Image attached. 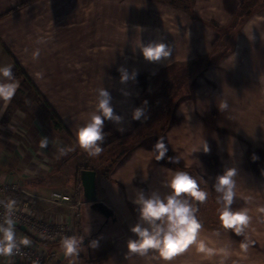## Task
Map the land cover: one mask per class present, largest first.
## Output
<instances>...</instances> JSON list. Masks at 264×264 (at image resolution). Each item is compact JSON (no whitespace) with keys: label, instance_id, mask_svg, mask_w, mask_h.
Returning a JSON list of instances; mask_svg holds the SVG:
<instances>
[{"label":"crops","instance_id":"crops-1","mask_svg":"<svg viewBox=\"0 0 264 264\" xmlns=\"http://www.w3.org/2000/svg\"><path fill=\"white\" fill-rule=\"evenodd\" d=\"M198 1L200 2L196 6L201 7L203 1L206 7L217 9L218 16L220 9L226 7L224 0ZM190 8L192 7L182 10L181 6L170 0H0V65H11L14 71L18 64L31 81L24 78L15 79L19 83L16 93L8 101L0 100V182L18 181L22 191L20 193L31 198L29 202L38 219L44 222L68 223L73 230L71 235L82 238V244L86 239H90L92 233L99 230V224L90 226L82 223L87 207L84 201L79 209H71L67 205L59 207L47 202L54 191L72 195L77 200L78 189L81 186L80 171L83 169L80 168L82 165H71L73 158L60 161V150L55 147L57 136L51 137L46 133L45 110L47 109L51 115L52 113L45 102L63 121V116L56 105L62 102L60 97L64 95L60 90L59 79L56 81L58 82L56 91L52 94L46 91L41 79L42 73H57L63 61L74 66L79 63L82 66L79 71L84 73L85 78L89 76L88 73H92L94 64L95 70L119 73L118 69L121 67L128 69L130 65L139 64L142 56L140 45L154 39L165 40L170 44L173 49L172 54L195 57L191 62L201 57L214 58L217 56L214 47H217L222 38L220 32L208 23L206 26L202 16L200 17L202 21H199L200 19H197L199 14L197 12L195 15L193 9L195 15L193 17L196 18L194 19L192 12L189 11ZM263 8L254 11L249 9L245 13L250 14L236 37L234 48L227 54L228 58H224V62L215 64L210 70L212 81L218 91V96L215 97L216 105L211 111L213 114L219 109L223 111L228 123L232 124L226 136L240 142L243 140L247 143L251 142L249 140L251 133L248 132L251 129L259 131L264 137ZM237 11L235 10L234 17ZM198 24L201 26L197 27ZM231 24L225 28L230 27ZM62 42L64 45H61ZM37 51L38 55L33 58V53ZM238 56L244 58L239 60ZM173 65L175 63L165 67ZM38 73L41 75H37ZM205 75L206 72L201 78ZM5 79L7 78L0 77V81ZM75 82L73 77L71 81L70 76L68 86L93 87L91 80L86 79L78 84ZM197 88L198 86H195L194 91ZM67 99L69 103L77 102L76 95H68ZM115 100L114 103L138 102L139 105L143 99ZM176 114L174 112L173 121ZM236 120L243 121L244 127L238 129ZM173 121L168 132L173 128ZM64 124L75 138L76 130L68 123L64 122ZM111 124L112 121L108 122L106 128L104 127L106 136L103 150L98 154L100 157L114 145L116 147L132 136L130 134L125 138L121 137L118 125L115 122ZM166 134L167 132L164 138ZM44 137L48 138V144L41 148L40 141ZM155 143L154 139H150L149 142L141 143L137 148L126 153L118 165L110 170L109 176L104 175V170L102 173L96 170L97 168L101 171L104 168L97 165L99 162L93 163V166L87 165L90 170L97 172V192L100 202L114 210L119 223L124 227L117 230H123L125 233L112 243L114 246L112 254L96 264H264V226L260 221L257 222L256 231L263 237L260 239L255 237V240L248 237V225L238 234L234 229H210L201 224L196 241L167 261L162 260L154 250H149L144 255L128 251V240L136 238L131 228L138 222L143 223L139 218L138 206L133 203L136 193L143 190L146 196L155 192L161 197L169 193V189L165 187L168 178L140 175L141 170L150 167L151 162L147 165L145 156L147 153H153L151 149ZM260 150L263 155L259 170L254 165L249 151H245L244 158L241 159V167L250 176L261 208L264 207V147ZM82 151L80 153H86L91 157V162L96 161L92 154ZM251 151L255 150L251 149ZM153 162L154 165L155 161ZM61 164H64V169L68 168L70 171L66 173L62 170ZM168 168L172 170V165L170 164ZM71 170L73 179H70ZM155 188H158V191H153V189L157 190ZM213 190L219 196L215 188ZM77 213L80 214V218H77ZM260 216L262 218L264 212H261ZM79 225L82 227V233L79 231ZM112 233L108 228H104L99 232V237L106 238ZM251 237L253 238L252 235ZM25 238L29 240L25 246L37 247L43 254L56 253L57 261L64 264H86V255L82 247L78 255L72 256L71 262L66 261L61 241L49 243L34 238L16 227L17 241ZM200 241L204 242V247L200 246ZM102 244L101 239V246ZM87 248L89 254L93 252L89 244ZM58 251L63 254L60 256ZM0 264L33 263L20 261L16 257H0Z\"/></svg>","mask_w":264,"mask_h":264},{"label":"rangeland","instance_id":"rangeland-1","mask_svg":"<svg viewBox=\"0 0 264 264\" xmlns=\"http://www.w3.org/2000/svg\"><path fill=\"white\" fill-rule=\"evenodd\" d=\"M170 1L181 6V8H183L182 10H187L188 7L191 6L192 8H190L189 10L193 12L194 9L195 15L198 12L199 15H197V19H200L199 21H202L201 18L203 17L206 26L208 23L210 24V26H217L222 29H228L231 26L233 27L232 31L229 32V34H225L220 39L217 47H214V51L217 52V56H215L214 58L211 57L209 60L199 62L197 63V65H195L198 67L200 65L201 68L203 67V69L208 67L205 69L206 75L204 78H201L200 75L195 78L196 80L192 87L194 88L195 86H198V88L195 89V91L193 88H191L190 91L187 83L184 82V84L186 85H184L185 88L184 91H182V94L190 93V96H184V99L180 100V102L177 104L176 108L178 110L176 109L174 111L177 113V116L174 118L173 128L169 132L168 130H166L167 134L165 136L166 147L169 148L168 153L170 154L169 155L168 153H166L165 158L169 160V157H176L178 158L177 161L169 160L170 163L165 159L156 161L154 153H147L145 156L147 162L146 164L148 165L151 162L149 164L150 167L141 170L142 174L140 175H142V177H152L158 175L161 177L163 176L165 178H169L171 173L175 170H184L189 172L191 175L197 178L200 186H203L204 189L208 192V198L204 202H194V206H198V211L196 212L197 218L199 219L201 224L205 225L207 228H221V230H226V228L222 227L220 223V204L217 200L218 195L214 192L213 189L216 177L218 175L223 174L226 168H236L237 175L233 179L236 181V196L234 198L237 200H233L232 208L234 210L242 209L244 207L250 209H248V214L250 216V220L247 224L249 226L248 237L253 240L256 239L255 237H258L260 239V237L263 236L257 233L256 230L258 229V226L256 225L257 222L260 221V223L264 226V216L262 218L260 216L261 212L258 210L260 208L258 204L259 199L255 194L254 187L251 184L250 176L248 175L246 170L241 167V159L244 158L245 151H249L252 156V161L253 163H255L254 165L257 166V169L259 170L263 155L260 148L264 147V145L262 146V144L264 143V137H262L259 131H255L253 129L248 131L251 133V136H249V140L251 142L249 143L245 142L244 140L242 141L239 137L238 138L242 142L226 136L227 132L232 127V124L230 122L228 123L221 109H219V111L214 114L211 111V108L216 105L215 97L218 96V91H216L214 81H212L213 78L210 70H212V66H214L215 64L218 65V63L220 62H224V58H228L227 54L236 42L235 36L236 34L238 36V33L240 32L238 27H240L241 29L246 21V18H243V15L247 11H249V9H252L253 11L260 10L262 7H264V0H261L260 2H258L259 0H230V2L229 0H224L223 3L226 5V7H222L220 9L219 16L216 14L217 9L206 7L203 1H201V3H203L201 7L196 6V4L200 2L198 0ZM235 10L238 11L236 13V16L234 17ZM193 18L196 19L195 17ZM233 21L234 23H238L235 25L236 28H234L235 26L233 25L234 23H232ZM230 24V27L225 28ZM200 26V24L197 25V27ZM61 45H64V43L62 42ZM194 58L195 57L190 55L184 56L182 54H172L169 58H167V60L164 61H147L143 56H141L139 64L137 63V65H130V67L127 69L130 76L133 72L136 74L135 78H130L126 82L120 81V73L95 70V64L94 66H92V73H88L89 76H87V78H85L83 72L79 71V69L82 68L79 63L74 66L69 65V63L64 61L63 63H61L59 67L60 71H58L57 73H42L41 79L44 84V88L51 94L53 91L57 90L58 86H56V83L58 82L56 81L57 79H59V82L61 83L60 90L62 95L64 96L60 97V100H62V102L58 103L56 107L61 113V116H63V121L73 127L74 130L77 131V129L84 122H86L89 114L95 109L97 89L104 87L109 91L112 97L110 103L113 106L114 112L123 117L122 126L126 130L123 132L118 131L121 134L120 136L125 138L132 134L131 137L126 138V140L120 143L118 146L115 147L114 145L112 148L104 152L102 154L103 156L100 157L98 156V154L92 155L93 159H95L96 161L92 160L91 162V157H89L86 153H80V151L83 150L82 152H85V150L78 145L76 138H74L68 132L69 130L63 121L62 122L64 124V127L68 133L65 130L64 132H59L55 129V119L45 108L46 116L44 118H46V133L51 137L56 138L57 136V138L55 139V143L57 144V146L55 147H58L59 150L62 148L65 149V152L60 155V161L73 158L70 162L71 165H82L80 167L82 169L87 167V165L92 164L93 166L94 164L99 162L97 165H101L104 168L101 169V171L97 168L96 170L99 173H102L103 170L106 171L114 169L118 165L119 161L123 158L122 156H125L126 153H129L134 148H137L141 143L149 142L150 139H154L155 141H157L159 137L164 138V135L158 136L156 134L157 125L155 126V122L160 118L163 109L170 103L171 96H169L168 93H171L172 91L174 92V90L176 89V84H180L179 80L176 77H178L179 79L184 78L183 72H180L179 70H181L187 64L191 63V59ZM237 58L240 60L243 59L244 56H238ZM170 63H175V65L181 67L172 72H164L167 68L165 66ZM190 69H192V71ZM196 69H194V66H191V68L189 67L187 76L191 75V78L192 76L194 77V75L196 74L194 70ZM70 76L71 81L73 77V80L75 79V83L77 84L83 83V81H85L86 79L87 81L91 80L93 83V87L84 88L74 87L73 85L68 86ZM198 80L199 84L197 83ZM113 82L115 83V85ZM186 91L188 93H185ZM68 95H76L77 102L69 103L67 99ZM132 97H134L138 101L143 99L142 103L139 102V105H137L138 102L135 104H120L113 102L116 101L115 99L121 101L123 98H129L132 100L134 99ZM133 107L144 108L147 119L141 117L140 120H133ZM236 121L238 125L237 127H239L238 129H240L241 126L244 127V125H242L243 121ZM108 122L110 121H105V128ZM252 128L255 129L256 127L252 126ZM166 132H164V134ZM205 140L209 145L210 151L208 153H204L202 150L196 151V149ZM251 149L255 151H251ZM153 161H155V166L153 165ZM170 164L172 165V170L168 168ZM61 166L60 167L62 168V170H64L66 173L70 171V169L68 168H63L64 164H61ZM154 168L156 170H154ZM69 174H71L70 179H73L72 170ZM155 189L157 190L153 189V191H158V188ZM189 202L193 203L192 201ZM259 218L261 219L259 220ZM115 232L118 231L116 230ZM251 235L253 236V238L251 237ZM111 236L112 234L107 235V238L102 237V248L100 244V246H98L101 248L100 250H97V248L92 249L94 255L96 253H99L100 251H107L112 246V242L110 241ZM84 242L85 241H83V244H81L83 252L87 256L91 255L89 254L87 244L85 245ZM58 252L60 256L63 254L61 251ZM65 259L66 261L71 262L72 256H65ZM58 263L64 264L61 261H59Z\"/></svg>","mask_w":264,"mask_h":264},{"label":"clouds","instance_id":"clouds-1","mask_svg":"<svg viewBox=\"0 0 264 264\" xmlns=\"http://www.w3.org/2000/svg\"><path fill=\"white\" fill-rule=\"evenodd\" d=\"M140 52L147 61H164L172 55V46L165 40H150L147 44L140 45ZM38 55V51L33 53V58ZM120 81L126 82L130 78H135L133 72L130 76L126 68H119ZM37 75H41L38 73ZM0 77L7 78L0 81V100L8 101L16 93L19 87L15 80L13 67L11 65H0ZM112 97L104 87L96 91L95 109L89 114L88 119L76 131L75 138L78 145L92 155L99 154L103 150L105 140V121H113L118 125V131L126 129L122 126L123 117L114 112L110 103ZM141 117L147 119L144 108H135L132 113L133 120H140ZM48 138L44 137L40 141L41 148L46 147ZM208 153L210 151L206 140L196 149V151ZM151 151L155 155L156 161L165 158L169 148L166 147L165 138L159 137ZM61 154L65 149H60ZM169 160H176V157H169ZM237 175L234 167L226 168L223 174L216 177L214 184L215 191L219 193L217 197L219 208V219L222 227L234 229L236 233H241L248 224L250 216L248 209L233 210L232 204L236 196V181L233 179ZM169 193L161 197L153 192L146 196L144 191H138L133 200L138 206L139 218L143 223H137L131 228V232L136 235L135 239H129L127 248L130 253L144 255L149 250H154L162 260H169L174 254L184 250L188 245L196 241L198 232L202 227L197 218L198 206L194 202H204L208 198V192L200 186L196 177L184 170H175L166 181ZM192 201L193 203H190ZM15 200H8L4 203L5 215L0 219V254L11 255L18 251L20 244L27 245L28 239L17 241L16 221L13 218ZM264 212V207L258 209ZM147 225V226H145ZM82 238L75 235H65L61 239V246L66 256L78 255L81 249ZM91 247H97L98 241H90ZM200 246L204 247V242L200 241Z\"/></svg>","mask_w":264,"mask_h":264},{"label":"built area","instance_id":"built-area-1","mask_svg":"<svg viewBox=\"0 0 264 264\" xmlns=\"http://www.w3.org/2000/svg\"><path fill=\"white\" fill-rule=\"evenodd\" d=\"M21 188L18 181L0 182V219L5 215L6 209L4 203L8 200H13L11 195L20 193ZM82 186H79L77 200L72 195L54 191L50 194L47 202L55 206H68L71 209H79L83 204ZM13 218L16 221V227L27 232L34 238L47 241L49 243H57L65 235L73 233L72 228L68 223H53L51 221L44 222L38 219L32 210L30 202L15 203ZM80 218V214H76ZM0 257H16L20 261H27L33 264H59L56 253L43 254L40 253L37 247L25 246L20 244L19 250L14 251L11 255L0 254Z\"/></svg>","mask_w":264,"mask_h":264},{"label":"trees","instance_id":"trees-1","mask_svg":"<svg viewBox=\"0 0 264 264\" xmlns=\"http://www.w3.org/2000/svg\"><path fill=\"white\" fill-rule=\"evenodd\" d=\"M263 5H264V2H263ZM190 12H192V11H190ZM249 14L250 13H247L244 17L248 18ZM192 15L194 16L193 12H192ZM236 24H238V23L235 22L233 25L235 26ZM212 27L215 30H217L218 32H220L221 37H223L225 34H229V32L232 31V27L233 26H231L228 29H222V28H219L217 26H212ZM241 27H242V25H241ZM234 28H236V26ZM238 28L240 30V27H238ZM235 37H237V34H236ZM233 48H234V45H233V47L230 50H232ZM210 58H211L210 56L201 57V58L197 59L196 61H193V62L187 64L188 66L186 65L181 70H179L180 72H183V77L184 78L179 79L178 77H176L179 80L180 84L179 83L176 84V87H175L176 89L174 90V92L172 91L171 93H168V95L171 96L170 97V103H169V105H167L163 109L162 114L160 115V118L155 122V126L157 125L156 126V131H157L156 134L158 136L164 135V132H166V130H168L169 127L171 126L172 121H173L174 111L176 110L177 104L180 102V100L184 99V96H186V95H187L186 97L190 96L189 95L190 93H188L187 91L185 93H188V94H182V91H184V88H185L184 85H186V84H184V82L187 83V86H188V88H190V91H191V88H193L192 86L194 85L195 80H196L195 78L197 76H199V75L202 76L204 74V72H205V69L208 68V67H206V68L203 69V67L201 68L200 65H199V67L195 66V65H197V63H199V62H203V61L209 60ZM191 66H194V69L197 68L196 70H194L196 74L194 75V77L192 76L193 79L191 78V75L187 76L189 67L191 68ZM179 67H181V66L173 65V66L167 67L164 72H172V71L178 69ZM190 70L192 71V69H190ZM13 73H14L15 79H19L20 80V79L24 78L25 80H28L29 82H31L30 79L27 77L26 73L24 72V70L18 64H16V67H15ZM187 78H189V79H187ZM45 103L50 108L52 116L55 119V128L58 129V130H61V131H64V130L66 131V129L64 127V124H63L62 120L59 118V116L57 115V113L54 111V109L51 108V106L47 102H45ZM84 169H89V168L85 167ZM109 173H110V170L104 171V175H106V176H109L108 175ZM201 187L204 189L203 186H201ZM11 197H12L13 200H15L16 203H25V202L31 201V198L29 196L23 194V193H15V194L11 195ZM84 204L87 207H86V210H85V213H84L85 216H84V218L82 220V223H87L90 226L95 225V224H99L98 225L99 226V230L96 231L94 234L92 233V235L89 236V238L91 240H97L98 241V245H99V244H101V239H102V238L99 237L100 228L106 223V219L102 215H100L99 212H97L96 210L92 209L88 204H86V203H84ZM98 221L100 223H98ZM109 225L110 226H108V227L106 226L105 228H108L110 230V232H113L112 236H111V239H110V241L112 243H114L118 238H120L123 235H125L123 230H119V231L117 230V229H120V228H122V229L124 228L123 226H121L119 221L112 222L110 220V224ZM90 230H92V227H90ZM116 230L118 232H115ZM79 231H80V233H82L81 232L82 231L81 225H79ZM106 238H107V236H106ZM91 248L92 249L97 248V250H100L102 248V246H101V248L100 247H91ZM113 251H114V246L112 245L107 251H100L99 253H96L95 255L93 254L94 252H92V253H90L91 255H88V256L86 255L85 256V263L86 264L99 263V262L103 261L105 258H107L109 255H111Z\"/></svg>","mask_w":264,"mask_h":264},{"label":"water","instance_id":"water-1","mask_svg":"<svg viewBox=\"0 0 264 264\" xmlns=\"http://www.w3.org/2000/svg\"><path fill=\"white\" fill-rule=\"evenodd\" d=\"M80 183L82 186V198L83 201L88 204L92 209L100 213L106 222L110 220L117 222L118 217L112 208L107 204L100 202L97 192V172L95 170L83 169L80 171ZM90 239H86L84 244L90 245Z\"/></svg>","mask_w":264,"mask_h":264},{"label":"flooded vegetation","instance_id":"flooded-vegetation-1","mask_svg":"<svg viewBox=\"0 0 264 264\" xmlns=\"http://www.w3.org/2000/svg\"><path fill=\"white\" fill-rule=\"evenodd\" d=\"M109 224H110V221H109V222H106V223L101 227V229H100L101 231H100V232H102V230H103L106 226H107V227L110 226ZM90 240H91V239H90Z\"/></svg>","mask_w":264,"mask_h":264}]
</instances>
